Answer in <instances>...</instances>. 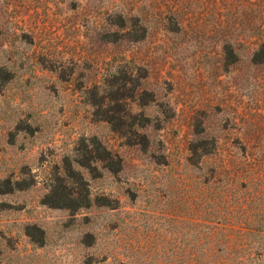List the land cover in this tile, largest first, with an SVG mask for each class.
Returning <instances> with one entry per match:
<instances>
[{"label": "rangeland", "instance_id": "rangeland-1", "mask_svg": "<svg viewBox=\"0 0 264 264\" xmlns=\"http://www.w3.org/2000/svg\"><path fill=\"white\" fill-rule=\"evenodd\" d=\"M0 264H264V0H0Z\"/></svg>", "mask_w": 264, "mask_h": 264}]
</instances>
